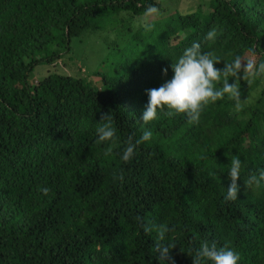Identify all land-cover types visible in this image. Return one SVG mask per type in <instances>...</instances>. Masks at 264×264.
I'll return each mask as SVG.
<instances>
[{
  "label": "trees",
  "instance_id": "trees-1",
  "mask_svg": "<svg viewBox=\"0 0 264 264\" xmlns=\"http://www.w3.org/2000/svg\"><path fill=\"white\" fill-rule=\"evenodd\" d=\"M189 1L183 11L180 0H0V264H157L144 224L169 227L174 264H192L206 241L264 264V184L244 183L264 170V77L237 81L239 111L225 95L194 124L167 109L140 120L146 90L193 42L219 69L235 56L264 60V0ZM149 4L159 15L144 31L135 23ZM87 32L110 50L86 78L61 71ZM43 65L55 69L31 81ZM102 114L116 129L108 155L95 136ZM144 130L150 141L121 161ZM234 158L239 191L225 201Z\"/></svg>",
  "mask_w": 264,
  "mask_h": 264
},
{
  "label": "clouds",
  "instance_id": "clouds-1",
  "mask_svg": "<svg viewBox=\"0 0 264 264\" xmlns=\"http://www.w3.org/2000/svg\"><path fill=\"white\" fill-rule=\"evenodd\" d=\"M159 15V10L155 5L149 4L141 21L144 31H149L152 25L147 18ZM218 33L216 29H210L204 36L205 41H215ZM218 57L211 52H202L201 45L193 42L186 47L175 62L171 63L172 76L165 80L159 87L146 90L148 97L147 105L144 108L140 120L142 123L153 121L157 118L158 111L167 109L168 115L183 114L190 123H197L200 120L202 110L210 103H215L225 95L232 101L237 111L240 110L239 86L237 81L245 74L252 78L264 77V60L257 61L253 54L248 59L235 56L230 63L224 64L223 69L214 67L219 63ZM161 73L166 75L167 69H161ZM223 75L232 77L224 79L219 87H214V83L219 81ZM110 114H102L101 121L97 123L95 129L96 141L98 143L107 142L104 154L108 155L112 146L116 143V129L112 125ZM152 137L150 130H144L138 138L129 136L121 150L120 160L130 161L136 154V148L142 143L149 142ZM227 178L230 181L224 196L225 201L237 199L239 185L237 179L241 178V161L234 158L227 168ZM244 183L264 184V170L258 175H250ZM41 192L47 194L48 189L42 188ZM143 231L147 233L155 232L157 243L154 245L155 259L157 264H174L170 256L171 249L175 244L165 242L170 229L163 224H144ZM240 255L229 247H217L215 242H204L195 250V257L192 264H203L204 261L210 264H238Z\"/></svg>",
  "mask_w": 264,
  "mask_h": 264
},
{
  "label": "rangeland",
  "instance_id": "rangeland-1",
  "mask_svg": "<svg viewBox=\"0 0 264 264\" xmlns=\"http://www.w3.org/2000/svg\"><path fill=\"white\" fill-rule=\"evenodd\" d=\"M192 4V7L195 6L194 3H192L189 0H180L179 2V8L181 10H188L187 8H192L190 6ZM207 7L205 5L202 6V10L206 12ZM146 18H142L138 20L135 24H141V21ZM113 23V20H109L106 24L105 28L109 29L111 24ZM89 32V31H88ZM86 33L83 37L80 39H74L71 41V45L73 47V53L71 55L72 58L78 60V62L74 65V67L71 66V62H69V66H64L61 64V71H64L66 73L75 74L77 71L81 73V77L86 78L87 75H90L92 71L98 68L100 61L102 57L107 54V52L110 50V48H107V44L102 42L99 38V33ZM106 37V36H105ZM101 38V35H100ZM73 59V62H74ZM60 67L56 68V71L60 70ZM55 69L54 66H48L43 65L38 68L31 74V81L40 79L44 77L48 72L53 71ZM59 69V70H58ZM248 75L245 74L241 79L247 77ZM249 77V76H248ZM257 84L263 83L260 78H254ZM232 82V81H231ZM239 86V85H238Z\"/></svg>",
  "mask_w": 264,
  "mask_h": 264
}]
</instances>
